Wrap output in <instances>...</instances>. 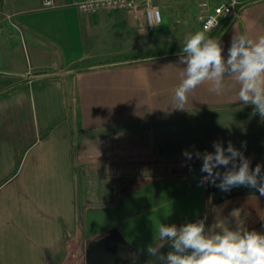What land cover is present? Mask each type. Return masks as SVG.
<instances>
[{"label": "crops", "instance_id": "0c3cea01", "mask_svg": "<svg viewBox=\"0 0 264 264\" xmlns=\"http://www.w3.org/2000/svg\"><path fill=\"white\" fill-rule=\"evenodd\" d=\"M41 1L0 0V264H73L77 247L84 254L76 168L105 151L106 133L223 115L227 133L264 126L252 106L236 101L231 77L223 94L205 82L188 94L185 110L173 109L182 70L176 54L64 69L80 59L182 46L186 35L205 31L200 2L228 0H154L162 20L151 28L136 26L123 8L80 12L73 0ZM235 7L219 23L232 18L219 39L225 56L234 34H264V0H235ZM91 139L102 143L89 148Z\"/></svg>", "mask_w": 264, "mask_h": 264}, {"label": "clouds", "instance_id": "9594fccd", "mask_svg": "<svg viewBox=\"0 0 264 264\" xmlns=\"http://www.w3.org/2000/svg\"><path fill=\"white\" fill-rule=\"evenodd\" d=\"M176 56L182 70L173 92V109L185 110L188 94L205 82L210 92L223 94L225 78L231 77L239 85L236 101L252 106L253 115L264 118V34L256 38L234 34L225 56L219 40L210 37L207 30L197 31L185 36ZM241 148L246 149L245 142ZM213 149L182 152L186 161L194 156L201 161V186L210 184L223 192L245 187L264 195V164L252 166L251 159L231 142L227 147L214 142ZM230 215L235 227L227 218L217 219L207 229L204 220L179 226L156 221L146 264H264V232L247 229L239 210ZM165 245L169 250L163 252Z\"/></svg>", "mask_w": 264, "mask_h": 264}, {"label": "rangeland", "instance_id": "374dc122", "mask_svg": "<svg viewBox=\"0 0 264 264\" xmlns=\"http://www.w3.org/2000/svg\"><path fill=\"white\" fill-rule=\"evenodd\" d=\"M225 120L226 116L223 115L222 118H203L192 122L176 123V121H172L168 125L157 128L147 127L146 132L140 130L139 132L106 133L104 137L107 144L102 147L105 151L102 152L99 149L95 151L93 155L95 159L88 161L89 166L85 165L79 168L76 165V169H79L78 175L82 173L77 177L79 182L77 192L79 219L83 223V211L86 208L109 205L104 202L112 204V199L115 203L117 200H114L115 197L118 198L120 195L136 189L148 180L179 175L185 173L195 163H201L195 156L191 161H186L182 155L183 150L193 153L196 150L213 151L214 142H220L224 147H227V144L231 142L234 147L251 159L252 166H255L256 163L264 164V126L262 129H250L249 132L242 131V129H230L231 132L227 133ZM217 129L220 131L218 135L211 134ZM152 134L155 135V144ZM102 139L101 137V141ZM101 141L100 139H91L88 147L94 148V145L97 142L99 145L102 143ZM242 142L246 143V149L241 148ZM150 145L151 152L144 151L150 148ZM250 198L252 197H238L245 205L251 202ZM258 198L264 202V195L260 194ZM259 220L262 226H259ZM256 228L258 231L264 228V215L261 213L254 217L250 227V229ZM104 232L88 238L84 236V247L88 246V241L99 237ZM77 251L79 252L78 247L73 264H83L84 254L81 256L80 253L79 256Z\"/></svg>", "mask_w": 264, "mask_h": 264}, {"label": "water", "instance_id": "95a60500", "mask_svg": "<svg viewBox=\"0 0 264 264\" xmlns=\"http://www.w3.org/2000/svg\"><path fill=\"white\" fill-rule=\"evenodd\" d=\"M200 167L191 166L184 174L148 180L120 195L113 204L86 208L83 216L84 236L88 238L105 232L88 241V246L84 248L83 264H146L150 259L147 247L154 243L156 221L173 224L177 218H182L184 223L204 220L207 229L217 219L227 218L235 227L230 213L239 210L245 226L250 215L248 210L237 202H219L232 196L260 193L245 187L223 192L218 187L205 184V199L215 204L207 221L202 212L204 185L201 186L199 181L204 174ZM126 246L137 255L118 261L119 252ZM168 250L167 245L161 249L163 252Z\"/></svg>", "mask_w": 264, "mask_h": 264}, {"label": "built area", "instance_id": "2783aa9c", "mask_svg": "<svg viewBox=\"0 0 264 264\" xmlns=\"http://www.w3.org/2000/svg\"><path fill=\"white\" fill-rule=\"evenodd\" d=\"M56 1L42 0L41 3L43 7H51L56 5ZM73 4L80 12L123 8L135 20L136 26L140 28H151L162 20L161 9L154 0H73ZM200 5L207 6V10L201 17V28L205 31L216 29L223 16H233L237 13L235 0L222 1L212 6H208L206 1H202ZM131 255H137V253L126 246L119 252L117 260L120 261Z\"/></svg>", "mask_w": 264, "mask_h": 264}, {"label": "trees", "instance_id": "16d2710c", "mask_svg": "<svg viewBox=\"0 0 264 264\" xmlns=\"http://www.w3.org/2000/svg\"><path fill=\"white\" fill-rule=\"evenodd\" d=\"M247 3L248 2L238 4V7H239L238 9H240L242 6L246 5ZM231 19L232 18L230 17L224 23L219 25L216 29L211 30L212 35L210 37L219 40L225 27L229 24V21ZM180 47L181 46H170L166 48L165 50L150 49L146 51L141 50L137 52H127V53L115 55L109 58H102V59H80V60H76V61H73L67 64L64 69L72 70V71H79V70H84V69H89V68L106 67V66L115 65L118 63H124L127 61L138 60V59L159 57L160 55H164L166 53L176 54L177 52H179ZM12 87H13L12 85H9L6 87V89H10Z\"/></svg>", "mask_w": 264, "mask_h": 264}, {"label": "flooded vegetation", "instance_id": "af4514ba", "mask_svg": "<svg viewBox=\"0 0 264 264\" xmlns=\"http://www.w3.org/2000/svg\"><path fill=\"white\" fill-rule=\"evenodd\" d=\"M199 165H201L200 162L194 164V166H199ZM182 174H184V173H182ZM204 189H205V185L203 187V201H202V208L203 209H202V212H204V214L206 216V220L208 221L210 219L212 208L215 206V204H211L209 200L205 199ZM259 195L260 194H258V195H237V196H232V197L227 198L224 201L219 202V204H225V203H231V202L240 203L245 209H247L250 212V215H249V217L247 218V220L245 222V227L247 229H249V230L258 231L257 228L256 229H250V227L252 226V223L254 221V217L257 214H259V213L264 214V202L261 201L258 198ZM240 196L252 197V198H250L251 202L248 203V205H245L242 201H240L238 199V197H240ZM255 223H256V221H255ZM258 223H259V226H262V223H261L260 220L258 221ZM174 224H176L178 226L181 225V224H184L183 219L182 218H177L174 221ZM258 232H264V228L262 230L258 231Z\"/></svg>", "mask_w": 264, "mask_h": 264}]
</instances>
